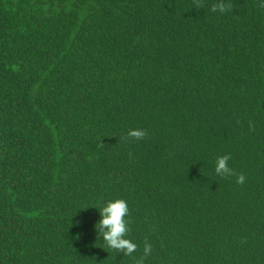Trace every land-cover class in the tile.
I'll return each mask as SVG.
<instances>
[{
    "label": "trees",
    "instance_id": "obj_1",
    "mask_svg": "<svg viewBox=\"0 0 264 264\" xmlns=\"http://www.w3.org/2000/svg\"><path fill=\"white\" fill-rule=\"evenodd\" d=\"M217 3L0 0V264H264V0Z\"/></svg>",
    "mask_w": 264,
    "mask_h": 264
},
{
    "label": "clouds",
    "instance_id": "obj_2",
    "mask_svg": "<svg viewBox=\"0 0 264 264\" xmlns=\"http://www.w3.org/2000/svg\"><path fill=\"white\" fill-rule=\"evenodd\" d=\"M230 8L229 0H218L211 11L224 14ZM128 137L141 140L146 137L147 132L143 129H130L127 133ZM230 156L224 155L216 159L215 172L219 176H231L232 169L228 165ZM246 180L244 175L236 177L237 184H243ZM99 220L95 223L96 233L104 241L107 248L114 249L123 255L131 256L137 249L136 243L126 238L129 232V223L126 217L129 215L128 203L124 199H113L104 203L99 208ZM151 254V245L145 244L143 255L136 261V264H144V259Z\"/></svg>",
    "mask_w": 264,
    "mask_h": 264
}]
</instances>
